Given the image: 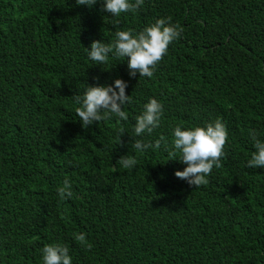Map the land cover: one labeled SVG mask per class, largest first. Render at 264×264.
Here are the masks:
<instances>
[{
  "label": "trees",
  "instance_id": "obj_1",
  "mask_svg": "<svg viewBox=\"0 0 264 264\" xmlns=\"http://www.w3.org/2000/svg\"><path fill=\"white\" fill-rule=\"evenodd\" d=\"M165 16L183 33L152 77L129 76L127 59L87 57L93 40ZM116 78L133 98L129 120L81 127L73 96ZM150 97L164 114L144 138L168 144L139 152L132 125ZM216 118L229 133L221 165L189 185L174 174L186 165L169 154L173 129ZM252 130L264 137V0H144L118 18L102 0H0V264H43L49 243L66 244L73 264H264ZM65 178L73 196L61 200Z\"/></svg>",
  "mask_w": 264,
  "mask_h": 264
},
{
  "label": "clouds",
  "instance_id": "obj_2",
  "mask_svg": "<svg viewBox=\"0 0 264 264\" xmlns=\"http://www.w3.org/2000/svg\"><path fill=\"white\" fill-rule=\"evenodd\" d=\"M76 3L90 8L97 0H76ZM143 4L144 0H102L103 10L113 18L120 17L122 13L135 12ZM113 22L119 23L118 19ZM182 33L183 27L173 22L171 17H158L139 31L132 28L117 30L115 38L110 42L93 40L84 48L89 60L95 64H106L110 56L121 58L122 61L127 59L129 76H136L138 72L140 76L152 77L157 63L167 53L168 46L179 39ZM127 84L122 78L114 79L111 84H85L82 93L73 96L78 105L76 114L81 127L88 128L94 123L113 117L118 122L128 121L129 113L125 110V105L132 103L133 98L126 94ZM163 114V104L155 97H150L143 104L132 125L133 134L137 137L133 144L135 150L145 152L150 148H158L162 143L168 144L164 136L154 140L144 138L160 127ZM228 136L227 126L220 118L203 125L175 126L169 154L171 158H179L186 165L183 170H176L175 176L189 185L206 184L213 168L221 165ZM250 138L254 150L250 153L246 166L264 168V137L252 130ZM118 161L125 169H131L137 164L136 157L129 155L120 156ZM56 191L61 200L71 198V179L65 178ZM75 239L85 241L86 233L76 234ZM41 259L43 264H73L69 247L61 243L46 244L42 248Z\"/></svg>",
  "mask_w": 264,
  "mask_h": 264
}]
</instances>
